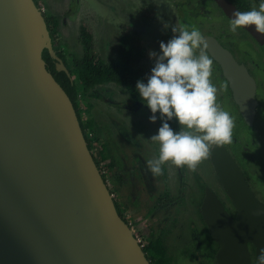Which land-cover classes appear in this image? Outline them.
Returning <instances> with one entry per match:
<instances>
[{"label":"water","instance_id":"water-1","mask_svg":"<svg viewBox=\"0 0 264 264\" xmlns=\"http://www.w3.org/2000/svg\"><path fill=\"white\" fill-rule=\"evenodd\" d=\"M213 1L229 19L240 10L230 0ZM243 29L264 46V33ZM204 38L252 126L255 79L216 37ZM46 51L71 78L36 1L0 0V264H151L117 210L74 104L47 68ZM211 158L237 214L206 188L201 212L219 245L217 263L255 264L264 249V203L225 144L214 145Z\"/></svg>","mask_w":264,"mask_h":264},{"label":"rangeland","instance_id":"rangeland-1","mask_svg":"<svg viewBox=\"0 0 264 264\" xmlns=\"http://www.w3.org/2000/svg\"><path fill=\"white\" fill-rule=\"evenodd\" d=\"M38 2L47 16H54L59 20L55 44L59 46L71 68L74 60L84 54L79 40L82 24H86L92 30L96 50L107 62L117 56L125 26H133L139 30L149 51L157 54L160 52V42L164 41L169 33L174 35L172 27L179 30L184 26L188 28L195 26L203 36L216 37L239 61H248L253 69H258L260 65L261 72L258 71L256 76L262 91V103L257 108L251 127L241 120L238 107L230 97L228 86L218 92L217 100L222 108L235 117L233 143L225 144L227 149L233 151L234 147L239 145L247 152L246 157L250 158V161L260 163L253 165L248 175L240 160L238 162L251 188L255 193L258 192L257 196L264 203V51L258 42L242 29L231 31L230 21L215 2L212 0H38ZM252 2L254 7L258 8L259 0ZM165 23L169 25L168 28L163 27ZM204 51L206 52L205 48ZM145 64L151 69L154 66V59L148 57ZM250 71L254 75L252 70ZM212 81L218 88L221 84H226L214 70ZM78 103L88 137L93 139L99 136L101 133L98 130H101V137L104 141L110 142L117 159L121 160L120 167L113 172L105 171V163H102L103 176L114 200L119 203L125 220L139 236L140 243L147 246L151 241L161 238L170 258L169 264H199L186 257L184 249L194 247L204 230L199 211L204 197V188L200 180L207 187L214 189L233 212L212 164L213 148L207 159L201 161L195 169L168 163L164 166L162 175L154 176L147 167V161L158 155V145L149 139L157 132L161 123L158 119L155 123L149 122L151 112L146 106L133 103L128 92L115 84L88 91L80 88ZM97 149L99 148L97 147L94 152ZM203 260L206 264H216L210 254Z\"/></svg>","mask_w":264,"mask_h":264},{"label":"clouds","instance_id":"clouds-1","mask_svg":"<svg viewBox=\"0 0 264 264\" xmlns=\"http://www.w3.org/2000/svg\"><path fill=\"white\" fill-rule=\"evenodd\" d=\"M249 26L264 33V0H259L258 8L233 11L229 22L232 32ZM171 30L174 35L166 43L160 42L159 54L149 52V58L154 59L150 75L135 86L151 112L149 122L157 121V113L161 121L149 139L158 145V155L147 161L154 176L162 175L168 163L195 169L214 145L233 143L235 127V117L218 103V92L227 85L218 88L212 81L213 58L204 51L203 34L195 26ZM173 120L178 128L171 126ZM256 264H264V249Z\"/></svg>","mask_w":264,"mask_h":264},{"label":"trees","instance_id":"trees-1","mask_svg":"<svg viewBox=\"0 0 264 264\" xmlns=\"http://www.w3.org/2000/svg\"><path fill=\"white\" fill-rule=\"evenodd\" d=\"M35 1L39 5L38 0ZM231 1L241 11L249 10L254 7L252 0ZM44 15L46 16L52 37L55 41L59 27V20L54 16H47L45 13ZM187 23L189 24L190 22ZM171 36V33L166 36L164 39L165 43L172 38ZM79 40L83 46L84 54L81 58L74 60L73 68L68 65L66 57L59 50V46L55 44V50L69 69L72 76L71 78L65 72L57 71L55 63L53 62L48 51L44 53V59L47 62L48 70L53 74L57 82L64 88L72 100L80 119L82 129L85 133L88 147L92 152L94 160L96 161V164L103 175V168L101 165L102 163H105V171L113 172L120 167L119 165L121 164V160L119 161V159H117V156L114 154V148L111 146L110 142L103 140V137H101V130H98V132L101 133L99 136H95L93 139L88 137L85 126L81 120L80 106L78 103L80 88H83L84 91H88L90 89L108 84H115L128 92L133 103L146 106L143 103L144 101L140 99L135 86L138 80L146 81L147 76L150 75L151 69L145 64V61H147L149 57L150 51L145 43L143 34L133 26H125L124 32L120 37L118 54L109 62H107L97 52L93 32L86 24L81 25ZM260 47L264 51V46L260 45ZM214 63L218 66L216 62ZM222 78L225 80L224 77ZM157 117L158 121L161 123L159 119V113H157ZM170 124L174 129L178 128V125L174 120L170 121ZM97 147L99 149L94 152ZM108 153H111V155ZM105 181L108 185L106 179ZM115 203L120 216L125 220L119 203L117 201H115ZM125 221L127 222V220ZM206 232L208 236L209 247L205 249L204 245L203 248L200 246L199 252H204L207 255L210 254V256L214 258L219 246L215 241H213L207 229ZM135 235L139 240V236L137 234ZM144 250L151 261V264H169L170 258L168 257L167 250L161 238L151 241L147 246H144ZM251 250L254 255L255 249L253 246H251ZM196 254L197 252H194L193 248H187L184 250V255L188 258L197 259Z\"/></svg>","mask_w":264,"mask_h":264},{"label":"flooded vegetation","instance_id":"flooded-vegetation-1","mask_svg":"<svg viewBox=\"0 0 264 264\" xmlns=\"http://www.w3.org/2000/svg\"><path fill=\"white\" fill-rule=\"evenodd\" d=\"M213 1V0H212ZM231 1V0H230ZM214 2V1H213ZM232 2V1H231ZM233 3V2H232ZM216 4V3H215ZM234 4V3H233ZM217 5V4H216ZM39 6H40V4H39ZM218 7V6H217ZM219 8V7H218ZM220 9V8H219ZM221 11H222V9H220ZM222 13L224 14V12L222 11ZM224 16L230 21V19L224 14ZM242 29V31L243 32H245V33H247V34H249L245 29H243V28H241ZM250 35V34H249ZM251 36V35H250ZM252 37V36H251ZM253 38V37H252ZM254 39V38H253ZM255 40V39H254ZM256 41V40H255ZM257 42V41H256ZM221 43V42H220ZM259 44V43H258ZM260 45V44H259ZM205 48V47H204ZM205 50H206V52L208 53V51H207V49L205 48ZM209 54V53H208ZM234 55V54H233ZM236 58V57H235ZM240 64H244L247 68H248V70H249V72H250V74H251V76L255 79V81H256V84H257V93H256V99H257V101H258V103H259V105H258V107L260 106V104L262 103V99H261V90H260V87H259V85H260V83L258 82V79H257V76H256V73L259 71V72H261V69H260V65H258V69H256V68H251L250 66H249V62L248 61H239L238 59H236ZM214 62H216L214 59H213V70H214V72H215V74L216 75H219L220 76V78H221V80H223V82H226V84H227V86H228V90H229V94H230V97H231V99H232V101H233V103H235V101H234V98H233V93H232V91H231V89H230V87H229V83H228V81L225 79H223L222 77H224V75H223V71H222V68L220 67V65L218 64V66L214 63ZM250 70H252V72L254 73V75L251 73V71ZM225 78V77H224ZM225 99H226V97H225ZM235 105H236V103H235ZM237 106V105H236ZM238 107V106H237ZM238 110H239V107H238ZM239 114H240V111H239ZM240 117L243 119H241L242 121H243V123L244 124H246L247 125V123L245 122V120H244V118L242 117V115L240 114ZM248 126V125H247ZM251 127V126H250ZM247 141H248V139H247ZM251 142V141H250ZM249 142V143H250ZM226 146V145H225ZM227 148V147H226ZM229 151V150H228ZM230 153H231V155L233 156V158H234V160L236 161V163L238 164V166L240 167V165H239V160H240V162L242 163V165L244 166V170L246 171V173H248V175L250 174V172H251V170H252V167H253V165L255 166L256 164H258L256 161H250V158H248V157H246L248 154H247V152H244V150H243V148H241V146H239V145H236V147H234V149H233V151L231 150V151H229ZM211 155H212V153H211ZM211 160H212V158H211ZM212 164H213V162H212ZM260 164V163H259ZM258 164V165H259ZM213 166H214V164H213ZM214 169H215V167H214ZM240 169L242 170V172L244 173V175H245V177H246V180L248 181V179H247V176H246V174H245V172L243 171V169L240 167ZM216 171V170H215ZM216 174H217V172H216ZM252 175V174H251ZM217 177H218V175H217ZM218 179H219V177H218ZM219 182H220V184H221V181H220V179H219ZM200 183H201V185H202V187L204 188V197H205V190H206V188H207V186L205 185V184H203V182L200 180ZM248 183H249V181H248ZM252 183H253V181H252ZM253 184H255V183H253ZM249 185H250V183H249ZM257 185V184H256ZM221 186H222V188L224 189V187H223V185L221 184ZM250 188H251V185H250ZM252 189V188H251ZM217 195H218V197L221 199V201L224 203V205H225V207H226V209L228 210V212L231 214V216L234 218V219H236L237 218V214H236V211H235V207H234V202H233V199L230 197V195L228 194V192L224 189V191H225V193H226V195L228 196V198H229V201H230V204H231V206H232V208H233V212H231L229 209H228V207H227V205L225 204V202H224V200L222 199V197L214 190V189H212ZM252 191L254 192V190L252 189ZM255 193V192H254ZM258 193V192H257ZM257 193H255V195L257 196ZM259 195V194H258ZM204 197H203V201H204ZM257 198L259 199V197L257 196ZM260 200V199H259ZM203 201H202V203H203ZM261 201V200H260ZM262 202V201H261ZM201 206H202V204L200 205V207H199V211H200V216H201V219H202V222H203V225H204V230H203V234H204V236L205 237H203V234L201 233L200 234V236H199V240L194 244V247H186V248H193V251L194 252H197V259H193V260H195V261H197L199 264H206V263H204V258H206L208 255L207 254H205L204 252H199V247L201 246L202 248L205 246V249H207L208 247H209V243H208V236H207V232H206V229L208 230V232H209V229H208V227H207V225H206V223H205V221L203 220V217H202V212H201ZM210 233V232H209ZM211 235V234H210ZM211 238H212V236H211ZM213 239V238H212ZM214 241V240H213ZM203 243V244H202ZM208 244V245H207ZM204 245V246H203ZM207 245V246H206ZM219 246V245H218ZM185 250V249H184ZM218 250H219V247H218V249H217V252H218ZM217 252H216V254H217ZM211 258H212V260H214L215 262H216V264H218L217 263V260H216V255H215V257L213 258L212 256H210Z\"/></svg>","mask_w":264,"mask_h":264},{"label":"built area","instance_id":"built-area-1","mask_svg":"<svg viewBox=\"0 0 264 264\" xmlns=\"http://www.w3.org/2000/svg\"><path fill=\"white\" fill-rule=\"evenodd\" d=\"M142 245V244H141ZM142 247L144 248V245H142Z\"/></svg>","mask_w":264,"mask_h":264}]
</instances>
